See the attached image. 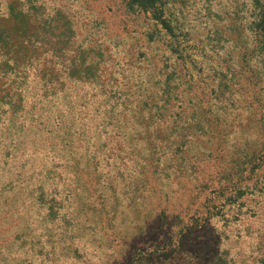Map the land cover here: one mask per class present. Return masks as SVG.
I'll list each match as a JSON object with an SVG mask.
<instances>
[{"label": "rangeland", "instance_id": "rangeland-1", "mask_svg": "<svg viewBox=\"0 0 264 264\" xmlns=\"http://www.w3.org/2000/svg\"><path fill=\"white\" fill-rule=\"evenodd\" d=\"M255 95L264 0H0V264H264Z\"/></svg>", "mask_w": 264, "mask_h": 264}, {"label": "trees", "instance_id": "trees-1", "mask_svg": "<svg viewBox=\"0 0 264 264\" xmlns=\"http://www.w3.org/2000/svg\"><path fill=\"white\" fill-rule=\"evenodd\" d=\"M238 74H240V73L232 71L233 82L227 84L226 86H228V88H230V91L240 93L239 90H241L242 86L240 84V78H238ZM236 84H240V85L238 87H235ZM218 97H221V96H218ZM227 99L230 100V101H228V105L226 104V102H224L222 100V102L218 105V108H217L219 110V113L222 114L221 116L223 118H227V116L231 117V115L234 117V119H238L240 115L245 117L247 114H250L252 112V108L255 107L256 103H259L260 104L259 105L260 110H261L260 119H262V122L264 124V102H263L262 97H258L257 95H255V99L253 101H247L243 98V100L246 102L244 104L241 103L240 98H238V97L236 99H234L233 97L229 98V96H228V97H226V100ZM210 109L211 108H209L208 111ZM239 128L244 130L245 126L240 125ZM258 144H259L258 142H255L252 144L255 146V148L251 147V152L253 154L256 153V155H257V154H260L259 152L264 151V144H263L262 148L259 147L260 145H258ZM263 178H264V168H261L260 165L259 166L255 165L254 167H251L249 169L248 174L243 179L253 181L252 186L254 188L258 187L259 190L263 191L264 185H259V183H258V182L264 180ZM225 188H228V185H226Z\"/></svg>", "mask_w": 264, "mask_h": 264}]
</instances>
